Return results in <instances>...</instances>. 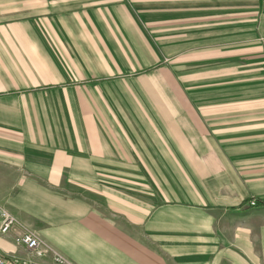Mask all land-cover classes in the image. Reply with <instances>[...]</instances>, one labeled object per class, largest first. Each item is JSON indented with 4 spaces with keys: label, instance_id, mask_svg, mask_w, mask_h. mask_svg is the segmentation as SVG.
Segmentation results:
<instances>
[{
    "label": "crops",
    "instance_id": "0c3cea01",
    "mask_svg": "<svg viewBox=\"0 0 264 264\" xmlns=\"http://www.w3.org/2000/svg\"><path fill=\"white\" fill-rule=\"evenodd\" d=\"M0 204L5 257L264 264V0H0Z\"/></svg>",
    "mask_w": 264,
    "mask_h": 264
},
{
    "label": "built area",
    "instance_id": "2783aa9c",
    "mask_svg": "<svg viewBox=\"0 0 264 264\" xmlns=\"http://www.w3.org/2000/svg\"><path fill=\"white\" fill-rule=\"evenodd\" d=\"M251 206L256 207L257 204L252 202ZM16 225L17 220L0 204V236H8ZM18 242L30 257H5L0 254V264H71L63 255L47 248L42 240L31 232L23 233Z\"/></svg>",
    "mask_w": 264,
    "mask_h": 264
},
{
    "label": "rangeland",
    "instance_id": "374dc122",
    "mask_svg": "<svg viewBox=\"0 0 264 264\" xmlns=\"http://www.w3.org/2000/svg\"><path fill=\"white\" fill-rule=\"evenodd\" d=\"M252 202H255V203L257 204V206H258V202H257L256 199L251 200V201H250V205H251ZM18 243H19V242H18ZM19 245H20V244H19ZM20 246H21V245H20ZM21 248L24 249V247H22V246H21ZM24 250H25V249H24ZM25 251H26V250H25ZM11 257H15V256H11ZM16 257H18V256H16ZM66 259H67V258H66Z\"/></svg>",
    "mask_w": 264,
    "mask_h": 264
}]
</instances>
